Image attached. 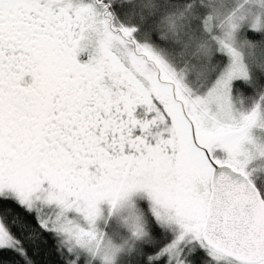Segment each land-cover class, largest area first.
Returning a JSON list of instances; mask_svg holds the SVG:
<instances>
[{"label":"rangeland","instance_id":"374dc122","mask_svg":"<svg viewBox=\"0 0 264 264\" xmlns=\"http://www.w3.org/2000/svg\"><path fill=\"white\" fill-rule=\"evenodd\" d=\"M209 1L204 28L219 51L205 48L201 15L166 62L111 31L92 2L0 0V197L33 211L73 263L136 264L147 211L171 225L155 257L185 264L184 248L204 247L214 166L261 190L264 102L246 105L233 83L264 65V40L241 38L264 31V0ZM218 56L226 67L206 72ZM14 247L0 222V249Z\"/></svg>","mask_w":264,"mask_h":264},{"label":"trees","instance_id":"16d2710c","mask_svg":"<svg viewBox=\"0 0 264 264\" xmlns=\"http://www.w3.org/2000/svg\"><path fill=\"white\" fill-rule=\"evenodd\" d=\"M83 1L94 3L105 14L104 17L108 20V27L111 31L122 35L124 29L129 30L135 42L147 45L166 62H174L176 61L175 57L183 55V47H174L171 40L190 34L192 27L199 24L201 15H204L203 18L201 17L200 23L201 39L205 43V48L210 44L212 46V39L204 28L205 18L207 20L206 14L210 9L209 0ZM183 15L190 18L191 28L185 32L182 28L176 30L174 27V23L180 22ZM241 38L250 43H261L264 40V31L247 30L242 33ZM130 39L132 44L130 46L135 51L134 41ZM196 47L198 51L194 49V55L199 56L201 54L199 43L192 48ZM212 47L213 50L219 51L214 45ZM225 63L226 59L223 56H218L209 70L205 68L203 70L210 73L212 69L215 75H218L226 67ZM233 91L242 98L246 105L250 106L254 100L257 101V105L263 103L264 65L253 70L249 81H235ZM261 184L262 188L259 191L264 202V176L261 178ZM145 213L148 234L141 243L143 250L136 264H171L165 256L155 257L170 242L171 237L168 230L171 225L162 224L163 216L155 220L151 213L147 211ZM0 222L15 244L14 248L0 249V264H77L73 263L60 238L52 231L43 228L39 224L36 214L20 205L16 200L0 197ZM201 244L204 247L183 249L181 259L185 264H213L210 257L212 250H208L203 241Z\"/></svg>","mask_w":264,"mask_h":264},{"label":"water","instance_id":"95a60500","mask_svg":"<svg viewBox=\"0 0 264 264\" xmlns=\"http://www.w3.org/2000/svg\"><path fill=\"white\" fill-rule=\"evenodd\" d=\"M201 239L238 264L264 261V202L258 189L228 166H214Z\"/></svg>","mask_w":264,"mask_h":264}]
</instances>
